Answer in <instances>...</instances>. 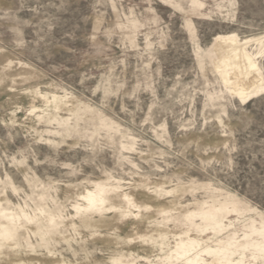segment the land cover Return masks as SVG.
I'll list each match as a JSON object with an SVG mask.
<instances>
[{"label": "rangeland", "instance_id": "374dc122", "mask_svg": "<svg viewBox=\"0 0 264 264\" xmlns=\"http://www.w3.org/2000/svg\"><path fill=\"white\" fill-rule=\"evenodd\" d=\"M0 264H264V0H0Z\"/></svg>", "mask_w": 264, "mask_h": 264}]
</instances>
